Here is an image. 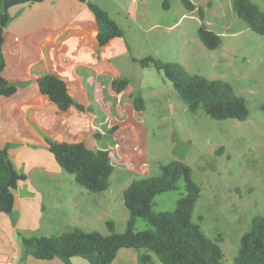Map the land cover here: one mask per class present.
<instances>
[{"label": "rangeland", "instance_id": "obj_1", "mask_svg": "<svg viewBox=\"0 0 264 264\" xmlns=\"http://www.w3.org/2000/svg\"><path fill=\"white\" fill-rule=\"evenodd\" d=\"M124 1L133 3L137 14L118 17L129 56L114 70L128 79L131 94L112 111L107 105H97L90 118L96 125L92 134L98 135L81 138L91 149L109 151L113 165L110 186L101 193H91L74 181L71 187L61 185L62 192H54L55 185L38 189L57 204L50 234L74 227L107 234V220L122 232L128 216L123 190L132 180L158 175L159 164L176 159L191 167L192 179L200 187L192 219L198 222L202 218L201 229L211 239L221 236L224 261L234 264L240 236L255 214L264 216V115L260 110L264 102V35L252 31L236 15L232 0H191L194 10L179 0H170L168 9L162 7V0ZM254 1L264 11V0ZM110 7L119 9L116 4ZM202 23L220 35L216 49L206 48L198 39ZM149 54L178 62L189 73L229 82L245 99L247 118L215 120L201 111H188L162 73L131 60V56ZM137 93L144 99L139 111L131 97ZM62 174L57 177L70 178L69 173ZM182 192L180 179L178 189L155 197L154 209L173 210ZM148 227L140 218L135 230Z\"/></svg>", "mask_w": 264, "mask_h": 264}, {"label": "trees", "instance_id": "obj_2", "mask_svg": "<svg viewBox=\"0 0 264 264\" xmlns=\"http://www.w3.org/2000/svg\"><path fill=\"white\" fill-rule=\"evenodd\" d=\"M44 0H0V45L3 28L9 20L8 9L22 4ZM85 1V0H81ZM188 10H194L191 0H179ZM97 23L96 42L99 48L106 47L114 38L124 37V29L110 17L108 12L92 1H86ZM170 0H162V7L168 9ZM236 15L257 34L264 35V11L254 0H232ZM203 17L202 7H198ZM198 39L210 49L221 44V37L203 23L197 29ZM127 47L128 44L126 43ZM129 48V47H128ZM133 62L141 67L154 68L170 82L177 97L195 113L201 111L211 119H235L243 121L248 116L245 99L236 94L232 85L223 79H208L197 73H189L178 62L165 61L154 55L131 56ZM5 68L0 53V96H10L17 85L7 81L2 72ZM39 91L46 95L60 112L74 106L80 112H90L91 108L76 103L68 89V83L55 72H48L37 78ZM126 78H113L111 88L119 94L127 89ZM134 109L144 107L140 93L132 94ZM264 115V102L260 104ZM117 128V127H116ZM115 128V129H116ZM98 135V134H94ZM48 150L63 171L73 176L74 181L91 193H101L110 186L113 165L110 153L105 149H91L85 142H66L46 138ZM159 174L132 180L123 190V203L128 212L125 228L115 230L113 221L105 222L108 233L86 231L74 227L59 234L20 235L21 256L37 260L60 258L70 264V258L80 256L90 264H111L119 249L130 248L137 252L140 264H227L220 247L222 241L218 234L214 239L206 236L198 222L192 219L195 204L200 195L199 185L192 179L191 167L181 160H170L159 164ZM17 173L8 158L6 148L0 149V215L11 213L14 203L13 190L18 181L24 180ZM183 181V192L173 210L156 211L155 197L163 192L178 189L179 180ZM149 225L144 230H135L138 219ZM240 245L233 261L234 264H264V216L255 214L249 229L240 236Z\"/></svg>", "mask_w": 264, "mask_h": 264}, {"label": "crops", "instance_id": "obj_3", "mask_svg": "<svg viewBox=\"0 0 264 264\" xmlns=\"http://www.w3.org/2000/svg\"><path fill=\"white\" fill-rule=\"evenodd\" d=\"M86 1L100 5L119 25L121 13L125 18L137 14L134 4L124 0H44L8 9L9 20L0 45L5 62L2 75L17 89L10 96H0V149L6 148L13 169L25 179L18 181L13 192L12 212L0 215V264H65L57 257L37 260L27 256L20 260L21 234L51 235L57 204L50 196L45 199L38 189L55 185L53 191L62 192L61 185L71 187L74 181L72 175L57 177L63 170L49 154L46 138L83 141L82 137L94 135L96 125L90 114L97 105H107L112 111L131 94L127 92L129 85L119 94L111 88L113 78H126L114 70L129 56L125 39L114 38L99 48L97 23ZM115 4L119 9L110 7ZM48 72L65 79L72 99L91 111L80 112L72 106L60 112L38 88L37 78ZM70 264L90 263L73 256ZM111 264L140 263L136 250L121 248Z\"/></svg>", "mask_w": 264, "mask_h": 264}, {"label": "built area", "instance_id": "obj_4", "mask_svg": "<svg viewBox=\"0 0 264 264\" xmlns=\"http://www.w3.org/2000/svg\"><path fill=\"white\" fill-rule=\"evenodd\" d=\"M9 264H14V263H9Z\"/></svg>", "mask_w": 264, "mask_h": 264}]
</instances>
